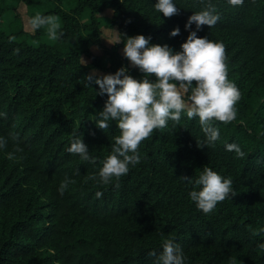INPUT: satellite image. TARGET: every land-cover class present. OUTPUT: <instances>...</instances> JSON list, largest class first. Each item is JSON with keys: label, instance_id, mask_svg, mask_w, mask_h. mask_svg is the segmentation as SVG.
I'll return each instance as SVG.
<instances>
[{"label": "trees", "instance_id": "16d2710c", "mask_svg": "<svg viewBox=\"0 0 264 264\" xmlns=\"http://www.w3.org/2000/svg\"><path fill=\"white\" fill-rule=\"evenodd\" d=\"M154 2L0 0V135L8 138L0 149V264H155L149 253L158 255L165 239L182 246L186 264H264V0L235 6L213 0L220 19L197 31L223 42L228 78L241 92L235 119L214 122L220 129L215 146H199V118L182 114L142 139L141 160L118 188L89 179L120 129L115 120L108 129L96 125L107 94H96L99 85L87 82V74L127 65L141 77L123 55L124 34L143 33L151 43L180 50L188 17L205 6V0H176L179 11L165 17ZM20 3L30 17L40 12L59 18V38L46 39V26L27 31ZM107 9L112 15L105 25L116 26L121 40L110 47L99 18ZM176 26L181 31L171 36ZM83 56L91 61L84 63ZM73 134L83 136L94 163L66 151ZM231 142L245 156L226 150ZM16 145L22 151L7 159ZM205 166L232 177L236 192L210 213L188 196L199 186L182 178L195 179ZM65 176L72 182L61 195Z\"/></svg>", "mask_w": 264, "mask_h": 264}, {"label": "clouds", "instance_id": "9594fccd", "mask_svg": "<svg viewBox=\"0 0 264 264\" xmlns=\"http://www.w3.org/2000/svg\"><path fill=\"white\" fill-rule=\"evenodd\" d=\"M226 3L235 6L242 4L243 0H226ZM153 6L165 17L179 11L176 0H155ZM219 19L220 13L213 0H205V6L193 11L187 19L185 28L189 32L180 50H175L168 43H151L150 35L125 33L123 55L143 73L141 77L132 75L127 65L102 76L87 74V82L94 81L99 85L98 89L95 88L96 94H107L104 106L94 120L96 125L108 129L115 120L120 129V134L112 142L111 152L103 159L98 172L89 179L101 185L114 183L118 188L120 178L141 160L138 148L142 139L154 129L166 128L169 120L179 122L182 114L190 119L194 116L199 118L204 133L203 141L198 140L199 146H215L220 129L214 122L233 121L237 115L235 105L241 96L235 82L228 78L223 42L211 40L207 35H197L202 26L211 28ZM30 25L32 30L46 26L50 40H57L62 34L61 24L55 15L36 12L30 18ZM180 31V27L176 26L170 35L176 36ZM153 75L154 79L151 78ZM3 115L5 113L0 112V116ZM12 138L15 139V135ZM7 143L8 138L0 135V149L6 148ZM225 148L234 151L238 157L245 156L236 142L226 143ZM19 151L22 149L16 145L14 150L7 152V159H15ZM66 151L78 154L82 161H96L79 134H73ZM182 178L189 184L199 186L189 191L188 196L203 213H210L219 201L236 194L233 178L223 176L212 167H203L195 179L186 175H182ZM71 182L65 176L57 191L62 195ZM102 195L99 189L95 192L96 197ZM259 247L264 248V243ZM149 254L156 257L155 264H186L182 246L174 239H165L158 255L155 251Z\"/></svg>", "mask_w": 264, "mask_h": 264}, {"label": "rangeland", "instance_id": "374dc122", "mask_svg": "<svg viewBox=\"0 0 264 264\" xmlns=\"http://www.w3.org/2000/svg\"><path fill=\"white\" fill-rule=\"evenodd\" d=\"M65 7H69L68 5L65 4ZM17 11L21 14L22 18H23V21H24V27L27 31L29 32H33L34 30H32L31 28V25H30V15L28 14V9H27V6L24 4V3H20L19 6L17 7ZM112 15V10L111 9H107L106 11L102 12L99 14V18L101 20V22L103 23V42L106 46L110 47L112 46L113 44H115L116 40H120V35H119V31H118V28L116 26L114 27H107L105 25V21H106V17H110ZM60 24H61V21L60 19L58 18ZM46 39H49L48 36L46 37ZM113 41V42H110V41ZM92 50L95 52V53H98V54H102L103 53V48L99 47V46H93ZM83 61L84 63H88L90 62V58H88L87 56H83ZM91 72L93 73H96L98 75H103V74H106V73H109V72H106L104 70H99V69H93L91 70Z\"/></svg>", "mask_w": 264, "mask_h": 264}]
</instances>
